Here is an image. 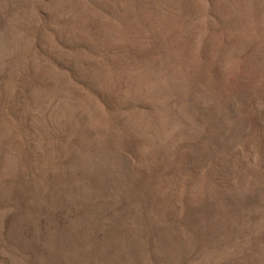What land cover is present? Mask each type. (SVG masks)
Returning <instances> with one entry per match:
<instances>
[{
    "label": "rangeland",
    "instance_id": "rangeland-1",
    "mask_svg": "<svg viewBox=\"0 0 264 264\" xmlns=\"http://www.w3.org/2000/svg\"><path fill=\"white\" fill-rule=\"evenodd\" d=\"M0 264H264V0H0Z\"/></svg>",
    "mask_w": 264,
    "mask_h": 264
}]
</instances>
